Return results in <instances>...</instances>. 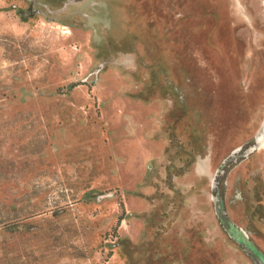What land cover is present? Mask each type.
<instances>
[{"label": "rangeland", "instance_id": "374dc122", "mask_svg": "<svg viewBox=\"0 0 264 264\" xmlns=\"http://www.w3.org/2000/svg\"><path fill=\"white\" fill-rule=\"evenodd\" d=\"M263 140L264 0H0V264H264Z\"/></svg>", "mask_w": 264, "mask_h": 264}, {"label": "trees", "instance_id": "16d2710c", "mask_svg": "<svg viewBox=\"0 0 264 264\" xmlns=\"http://www.w3.org/2000/svg\"><path fill=\"white\" fill-rule=\"evenodd\" d=\"M75 85H76V83L71 84L72 87L75 86ZM4 221H7V223H8V222L12 221V218H6Z\"/></svg>", "mask_w": 264, "mask_h": 264}, {"label": "bare ground", "instance_id": "6f19581e", "mask_svg": "<svg viewBox=\"0 0 264 264\" xmlns=\"http://www.w3.org/2000/svg\"><path fill=\"white\" fill-rule=\"evenodd\" d=\"M261 146H264V140H263V142L261 143Z\"/></svg>", "mask_w": 264, "mask_h": 264}]
</instances>
